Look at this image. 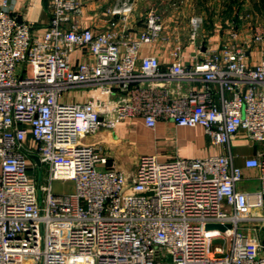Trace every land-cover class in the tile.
Segmentation results:
<instances>
[{
    "label": "built area",
    "instance_id": "1",
    "mask_svg": "<svg viewBox=\"0 0 264 264\" xmlns=\"http://www.w3.org/2000/svg\"><path fill=\"white\" fill-rule=\"evenodd\" d=\"M10 5L0 2V264H264V58L247 61L240 29L203 50L202 18L185 43L156 10L140 27L131 0L98 31L78 21L85 0H49L42 32ZM252 40L264 42V22ZM174 81L203 84L177 94ZM131 119L202 126L229 148L243 129L262 149L244 166L231 151L142 154L130 177L85 138ZM44 166L46 182L33 176ZM247 169L258 170L256 194L237 187ZM58 181L70 189L56 192Z\"/></svg>",
    "mask_w": 264,
    "mask_h": 264
},
{
    "label": "crops",
    "instance_id": "2",
    "mask_svg": "<svg viewBox=\"0 0 264 264\" xmlns=\"http://www.w3.org/2000/svg\"><path fill=\"white\" fill-rule=\"evenodd\" d=\"M127 0H85V9L83 15L78 18V21L85 27H91L95 30H102L108 28L112 22L118 20V16H113L108 13V9L113 6L120 5ZM136 6L135 17L139 20V26L143 25V14H138V6L141 5L140 0H131ZM1 2V0H0ZM10 9L16 13L20 19L30 20L37 24V26L43 29L50 22V8L49 0H10ZM241 11L242 16H239L237 20L241 24L240 31L242 33V41L248 48L247 61L250 64H257L264 58V42L255 43L252 40V33L254 27L259 22H264V10L261 5L251 6L249 2H246ZM230 20L233 14L228 12ZM227 13V14H228ZM244 16V17H243ZM232 25L230 22L225 23L224 28H220L215 34L209 35L206 38V44L203 50H206L207 46H218L223 40L228 37L229 28ZM188 53L194 52L193 47L187 48ZM157 52L160 54L163 63L168 64L170 61L169 51L166 49L164 52ZM81 56V52H76L73 55V61H77ZM201 81H182L172 82L170 84L171 89L177 94H185L192 87L197 88L202 86ZM69 100H83L85 98V92L75 91L71 92ZM87 143L99 142L104 147L110 159L117 168L124 171L127 174H131L130 166H127L129 158L138 162L139 157L142 154H155L160 160H168L176 156L187 158L206 157L213 154H228L230 151L234 155V161L236 165L244 166L247 158L257 156L261 151L262 145L250 139L245 130L241 129L233 137L230 148L225 145L212 144L210 137L205 132L202 126L187 127L177 126L173 122H167L161 120L158 122L156 128H150L146 126L144 120L134 119L125 120L121 122L114 130L101 129L96 134L89 135L85 138ZM131 150H136L134 155H130ZM125 153H128L127 155ZM127 156V159H126ZM248 177L240 181L237 187L249 194H256L262 188L261 182L258 178L257 169H247ZM36 171H33V176ZM42 178V177H41ZM46 182V181H45ZM54 190L56 192H64L70 189V183L54 182ZM259 211V210H258ZM264 213V207L260 210ZM264 241V229L260 233Z\"/></svg>",
    "mask_w": 264,
    "mask_h": 264
},
{
    "label": "rangeland",
    "instance_id": "3",
    "mask_svg": "<svg viewBox=\"0 0 264 264\" xmlns=\"http://www.w3.org/2000/svg\"><path fill=\"white\" fill-rule=\"evenodd\" d=\"M141 5L138 6V14H142L148 10H156L161 13L166 21V25L174 33H178L181 40L185 43L189 41V33L191 29L192 18H202L203 23L200 27L202 34L201 40L206 41V38L216 33L220 28L225 27V23L230 22L231 25L236 28H241V24L237 18L242 16L246 2H249L251 6L261 5L264 10V0H140ZM233 14L232 19L228 17L229 13ZM228 13V14H227ZM244 17V16H243ZM264 17V16H263ZM75 92V91H72ZM71 91L65 94V99L69 100L71 97ZM130 155H134L136 150L130 152L126 150ZM128 153H125L126 155ZM110 157V156H109ZM127 159V156H126ZM111 160V159H110ZM127 166H130L132 173L128 174L130 177L134 175V171L137 166V161L129 158ZM115 165V163H114ZM116 166V165H115ZM117 167V166H116ZM37 173V179L42 177V182L46 181L47 169L44 166L42 171L35 170ZM223 242L220 238H215L214 244H221Z\"/></svg>",
    "mask_w": 264,
    "mask_h": 264
},
{
    "label": "water",
    "instance_id": "4",
    "mask_svg": "<svg viewBox=\"0 0 264 264\" xmlns=\"http://www.w3.org/2000/svg\"><path fill=\"white\" fill-rule=\"evenodd\" d=\"M35 158L38 160L37 156H35ZM207 227H218L221 229H225L226 227H231V224L223 225L220 223H209L207 224Z\"/></svg>",
    "mask_w": 264,
    "mask_h": 264
}]
</instances>
